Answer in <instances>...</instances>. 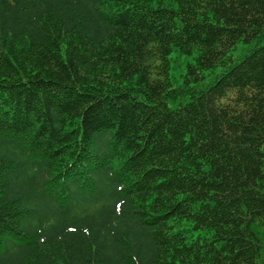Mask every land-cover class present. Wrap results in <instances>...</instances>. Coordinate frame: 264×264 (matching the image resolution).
I'll list each match as a JSON object with an SVG mask.
<instances>
[{"label": "trees", "instance_id": "16d2710c", "mask_svg": "<svg viewBox=\"0 0 264 264\" xmlns=\"http://www.w3.org/2000/svg\"><path fill=\"white\" fill-rule=\"evenodd\" d=\"M0 264H264V0H0Z\"/></svg>", "mask_w": 264, "mask_h": 264}, {"label": "rangeland", "instance_id": "374dc122", "mask_svg": "<svg viewBox=\"0 0 264 264\" xmlns=\"http://www.w3.org/2000/svg\"><path fill=\"white\" fill-rule=\"evenodd\" d=\"M243 46L244 45L242 43H238L236 45L234 50L231 52L233 58H237V56L241 55V53L243 51V48H244ZM173 58L174 59H172V64H173L172 72H173L174 76L179 79V75H180V73L182 71V67H183L185 58H184V56H180V55H178V56L173 55ZM219 68L220 67H216V68L210 70L209 74H206V76H205L203 81L204 82H208V80L210 79L212 73H215V72L219 71L220 70Z\"/></svg>", "mask_w": 264, "mask_h": 264}]
</instances>
